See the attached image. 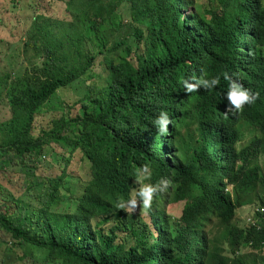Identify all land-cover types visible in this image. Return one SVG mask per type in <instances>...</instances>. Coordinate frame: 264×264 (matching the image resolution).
<instances>
[{
	"label": "trees",
	"instance_id": "obj_1",
	"mask_svg": "<svg viewBox=\"0 0 264 264\" xmlns=\"http://www.w3.org/2000/svg\"><path fill=\"white\" fill-rule=\"evenodd\" d=\"M216 2L196 13L194 0H28L24 29L0 23L21 41L0 67V244L16 254L0 264H264V0ZM122 8L134 45L107 48L101 28ZM225 74L256 100L226 112ZM201 76L219 82L185 92ZM80 79L88 91L62 100ZM76 156L88 178L75 196ZM161 180L128 223L117 203ZM249 204L262 210L240 226Z\"/></svg>",
	"mask_w": 264,
	"mask_h": 264
},
{
	"label": "rangeland",
	"instance_id": "obj_2",
	"mask_svg": "<svg viewBox=\"0 0 264 264\" xmlns=\"http://www.w3.org/2000/svg\"><path fill=\"white\" fill-rule=\"evenodd\" d=\"M195 5L192 9L190 8L191 11L200 13L204 10H207L209 8H214L216 5V0H194ZM28 0H0V9L4 11V13L0 14V19H3L2 21L0 20V23H7L11 20H14L15 23H19L21 28L24 29V26L30 21L29 18L32 15L31 9L28 7ZM4 5V6H1ZM61 11H63V4H60ZM0 11V12H3ZM59 11V13L61 12ZM187 11L184 12L186 14ZM121 15L124 19L122 24H120L121 16L119 15H112L106 23L103 24L100 32V38L104 40L107 43V48L113 45V43L117 40L121 39H126L128 43H132V41L135 40L134 36L132 35V29L133 27L129 23V11L126 8H122L121 10ZM2 27V25H0ZM17 33L18 31L14 28H10L9 26L2 27L0 28V67L3 65H7L8 58L17 51L20 47L21 41L17 39ZM12 36V37H11ZM133 44V43H132ZM134 45V44H133ZM114 53V52H110ZM15 60V58H13ZM19 61V60H18ZM7 67V66H5ZM97 66L96 70H93L94 72L97 71ZM8 87L9 89H13L14 86ZM89 87L88 85L84 82V80H76L73 83H71L67 88L63 89L60 93L61 95L60 98L66 102H72L76 98H80L86 91H88ZM5 101L4 99L1 104H0V109H1V114L6 113V106H5ZM244 132V138L243 142L248 143L251 139L249 137V134L247 132V129L245 127L242 128ZM51 161L53 163L58 162V158L55 154H53L50 157ZM78 156H76L73 160L68 163V167L71 174L67 181L75 188V196L79 195L81 193V185L79 182H83L88 178V169L87 166L79 162L77 160ZM259 162H262L264 160L263 156H260ZM63 163V162H62ZM173 205H166L165 209L168 211L172 210ZM257 206V204H249L245 205L242 207H239L236 210L234 222L237 223L240 226H245L249 225V219L248 218H254L253 211L254 208ZM182 208V207H181ZM145 209L143 205L139 207V211ZM175 212H179L180 208L174 207ZM170 213V212H168ZM128 223L134 224L135 218L134 214L128 213ZM118 214L115 213L112 215L111 221L117 222ZM109 225V223L106 225V227ZM159 234V233H158ZM246 252V251H245ZM247 252L249 253V249H247ZM0 255L3 256L5 261H8V257L10 256L11 260H15L16 254H12L11 251L8 248H5L0 244ZM35 256L38 258L40 257L39 252L35 251L34 253Z\"/></svg>",
	"mask_w": 264,
	"mask_h": 264
},
{
	"label": "clouds",
	"instance_id": "obj_3",
	"mask_svg": "<svg viewBox=\"0 0 264 264\" xmlns=\"http://www.w3.org/2000/svg\"><path fill=\"white\" fill-rule=\"evenodd\" d=\"M224 79L228 80V90L226 92V98L229 102L230 107L226 108V112L231 109L239 110L245 104H252L256 98L257 94L251 92L249 89L243 87L238 82L232 80L227 74H225ZM219 82V77L204 78L201 76L192 81H183V87L185 92H195L198 88L203 89H213ZM170 124L169 116L166 112H161L154 120V125L159 134L163 135L168 132L167 126ZM150 176V170L147 166L141 167L137 172V180L142 181L148 179ZM169 182L166 180H161L159 183H144L136 191L133 196L126 201L121 200L117 203L116 207L119 209H124L128 213H133L137 209L138 201L142 203L145 209H148L151 205L153 196L158 192L164 190L168 186ZM257 208H254L253 214L257 212ZM260 212V211H259ZM254 218H249V224L253 225L251 221L256 222L255 215Z\"/></svg>",
	"mask_w": 264,
	"mask_h": 264
},
{
	"label": "built area",
	"instance_id": "obj_4",
	"mask_svg": "<svg viewBox=\"0 0 264 264\" xmlns=\"http://www.w3.org/2000/svg\"><path fill=\"white\" fill-rule=\"evenodd\" d=\"M256 210H259L261 212L262 209H256ZM251 222H252L253 225L256 223V222H253V221H251Z\"/></svg>",
	"mask_w": 264,
	"mask_h": 264
}]
</instances>
